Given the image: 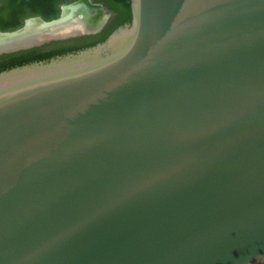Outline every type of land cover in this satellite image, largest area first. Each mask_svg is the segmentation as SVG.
Instances as JSON below:
<instances>
[{"label":"water","instance_id":"water-1","mask_svg":"<svg viewBox=\"0 0 264 264\" xmlns=\"http://www.w3.org/2000/svg\"><path fill=\"white\" fill-rule=\"evenodd\" d=\"M131 6L0 72V264H264V0Z\"/></svg>","mask_w":264,"mask_h":264},{"label":"flooded vegetation","instance_id":"flooded-vegetation-1","mask_svg":"<svg viewBox=\"0 0 264 264\" xmlns=\"http://www.w3.org/2000/svg\"><path fill=\"white\" fill-rule=\"evenodd\" d=\"M29 0H19L18 3H13L12 0H0V22L8 23L10 21L21 22L22 27L26 24L29 19H42L46 22H51L57 20L61 17L63 13V8L65 6H70L78 4L81 2H88V12L91 16V19L96 20L98 18L97 26L95 29L87 31L86 33L62 39L55 40L43 46L34 47L29 50H23L21 52L37 51V52H50L53 50H60L65 48H79V47H88L94 44L98 45L102 42L107 36L113 34L118 28L119 23L122 21V18L126 15L125 11L122 9H115L110 6V2L106 0H53L50 6L42 9V12L39 10L34 12L33 7L29 5ZM67 1V2H66ZM15 5L18 7V13L13 14L15 10ZM27 7V8H26ZM36 9V7H35ZM132 11V6H131ZM16 18H13L15 17ZM50 17V18H48ZM97 17V18H96ZM96 18V19H95ZM133 20V17H132ZM131 20V23H132ZM131 23H125L131 24ZM120 28V27H119ZM2 31V30H0ZM113 32V33H112ZM15 54V53H12ZM11 55V54H7ZM5 56V55H3ZM2 57V56H0Z\"/></svg>","mask_w":264,"mask_h":264},{"label":"trees","instance_id":"trees-1","mask_svg":"<svg viewBox=\"0 0 264 264\" xmlns=\"http://www.w3.org/2000/svg\"><path fill=\"white\" fill-rule=\"evenodd\" d=\"M12 1H13V3L19 2V0H12ZM52 1L53 0H29L28 2H29V5L31 7H33L34 12H36L38 10L40 12H42V9L46 8L47 6L49 7ZM67 1H69V0H67ZM98 1H101V0H98ZM106 1L110 2V6L112 8L122 9L126 13V15L122 18V21L119 23L118 28L124 26L125 23H127V22L131 23V20L133 17L132 11H131V0H106ZM35 7H36V9H35ZM14 8H15V10L12 13L17 14L18 13L17 5H15ZM13 18H16V16ZM48 18H50V17H48ZM21 27H22L21 22H14V21L13 22L10 21L8 23H4L2 21L0 22V30H2V31H13V30H17ZM118 28H116V30ZM108 38H109V36H107V38H105L100 43L105 42ZM94 46H96V44H94L92 46H88V47L65 48V49H60V50H56V51L53 50L50 52H37L34 50V51H29V52H21V53H15V54H11V55H5V56L0 57V72L10 70V69H13V68H16L19 66L31 64L34 62L49 61L53 58L65 56V55L70 54V53H76L78 51H81V50H84L87 48H91Z\"/></svg>","mask_w":264,"mask_h":264},{"label":"bare ground","instance_id":"bare-ground-1","mask_svg":"<svg viewBox=\"0 0 264 264\" xmlns=\"http://www.w3.org/2000/svg\"><path fill=\"white\" fill-rule=\"evenodd\" d=\"M88 2L67 8L63 16V20L53 26L44 27L40 22L32 21L27 32L22 34L16 42L30 44L43 41L45 38L67 36L74 33L90 31L97 26L96 20L88 16ZM14 42V43H16ZM6 44H0V48H4Z\"/></svg>","mask_w":264,"mask_h":264}]
</instances>
